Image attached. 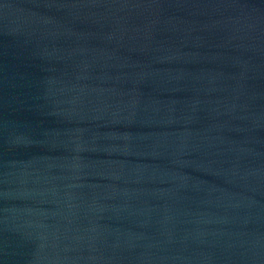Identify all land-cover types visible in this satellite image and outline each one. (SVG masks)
Segmentation results:
<instances>
[{
    "label": "water",
    "instance_id": "1",
    "mask_svg": "<svg viewBox=\"0 0 264 264\" xmlns=\"http://www.w3.org/2000/svg\"><path fill=\"white\" fill-rule=\"evenodd\" d=\"M0 264H264V0H0Z\"/></svg>",
    "mask_w": 264,
    "mask_h": 264
}]
</instances>
